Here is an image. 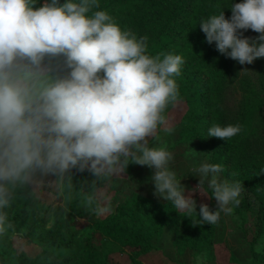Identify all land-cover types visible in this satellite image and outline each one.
I'll return each mask as SVG.
<instances>
[{"label": "clouds", "instance_id": "clouds-1", "mask_svg": "<svg viewBox=\"0 0 264 264\" xmlns=\"http://www.w3.org/2000/svg\"><path fill=\"white\" fill-rule=\"evenodd\" d=\"M0 0V234L11 227V189L34 175L64 176L70 169L93 175L123 171L129 161L153 170L154 195L188 214L197 212L192 193L205 181L215 210L199 205V221L215 224L239 203V181L221 179L223 167L201 163L198 185L188 190L169 168L166 145L150 147L148 137L164 125V110L179 91L175 77L184 59L172 52L149 55L147 37L122 29L98 0ZM199 22L208 44L237 61L264 58V0H240ZM251 29L259 35L244 36ZM45 55L63 56L67 75L35 95L14 82L18 58L38 65ZM171 132L170 127L163 129ZM240 125L213 124L207 137L227 140Z\"/></svg>", "mask_w": 264, "mask_h": 264}, {"label": "trees", "instance_id": "trees-1", "mask_svg": "<svg viewBox=\"0 0 264 264\" xmlns=\"http://www.w3.org/2000/svg\"><path fill=\"white\" fill-rule=\"evenodd\" d=\"M44 2L37 0L34 7ZM232 2L98 0V8L93 11L104 10L122 29L134 32L138 38L146 36L149 55L172 52L183 57L180 75L175 77L177 100L184 98L187 104L180 138L197 140L200 149L210 153V163L222 165L221 174L241 183L239 203L234 205V211L243 218L246 214L251 217L254 244L264 237V121L256 126L259 114L264 111V58L255 59L251 68L243 67L220 54L214 42L208 44L199 28L201 19L222 10L225 18H229ZM242 31L252 38L259 35L251 29ZM9 71L14 82L38 95L66 76L68 69L63 56L45 55L38 65L27 58H18ZM213 124H238L241 131L225 141L207 137V129ZM61 189L63 202L71 214L77 218L97 216L95 198L78 179L63 178ZM210 209L215 210L213 202ZM3 211L11 227L0 234V264H107L98 251L108 242L127 248L130 255L138 257L153 251L151 239L158 231V224L168 225L174 220L183 223L184 243L199 253L208 248L214 229V224L201 223L197 212L180 214L171 201L156 205L138 196H133L103 221L78 229L64 215H50V206L37 198L27 184L11 189L10 204ZM191 222L198 231L191 228ZM184 226H190L188 233L183 231ZM14 238L28 241L37 253L28 256L16 250L12 244Z\"/></svg>", "mask_w": 264, "mask_h": 264}, {"label": "rangeland", "instance_id": "rangeland-1", "mask_svg": "<svg viewBox=\"0 0 264 264\" xmlns=\"http://www.w3.org/2000/svg\"><path fill=\"white\" fill-rule=\"evenodd\" d=\"M244 36L251 37L249 33H244ZM20 62H22L21 59ZM252 65L253 62L246 63L243 67L251 68ZM186 111L187 104L184 98L168 105L163 113L166 123L158 126L156 132L147 139L150 147L166 145L167 150L172 154V160L169 161L168 166L176 173L177 179H181L180 183L185 187L187 195L188 190L195 189L198 185L199 178L197 176L199 174L196 172V168L201 163H210L211 155L200 149L197 140H181V120ZM263 121L264 111L259 114L256 126H259ZM165 127H170L172 131L165 132L163 130ZM152 172L153 170L147 166L129 161L127 168L123 171L100 175H93L87 169L78 171L76 168L70 169L69 173L64 176L37 172L27 185L37 198L50 206V215H64L67 220L74 221L79 229L87 224L103 221L133 196L152 201L156 205L167 204L169 201L154 195V185L151 182ZM219 175L221 179H228L221 173ZM65 177L78 179L85 191L95 198L99 210L97 216L77 218L68 211L63 202L61 189L62 179ZM57 193L61 194V197ZM192 195L197 203V213L201 203L208 204L209 208L210 202L216 205L215 199L210 198L211 189L207 187L206 181L200 191H195ZM230 206L232 207L231 213L221 212L218 221L214 224L208 248L199 253L184 243L186 241L181 231L183 223L174 220L168 225L160 226L158 224V231L152 235L151 239L154 249L149 253L133 257L130 255L129 249L108 242L102 250L98 251V254L105 259L107 264H264V237L253 244L255 230L251 217L248 214H246V218L241 217L234 211V205ZM176 212L185 213L178 210ZM189 225L191 228H195L194 223L191 222ZM190 226H184L183 231L188 233L191 229ZM195 230L198 231V228ZM182 239L184 240L182 241ZM100 240L101 238L97 241V245ZM12 244L16 250L24 252L28 256H34L37 253L36 247L26 240L14 238Z\"/></svg>", "mask_w": 264, "mask_h": 264}]
</instances>
